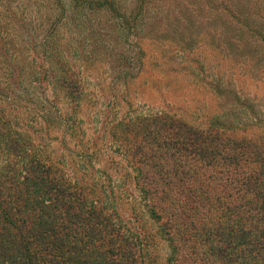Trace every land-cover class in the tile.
Here are the masks:
<instances>
[{"label":"rangeland","instance_id":"1","mask_svg":"<svg viewBox=\"0 0 264 264\" xmlns=\"http://www.w3.org/2000/svg\"><path fill=\"white\" fill-rule=\"evenodd\" d=\"M140 2L0 0V105L69 179L108 189L113 178L143 202L112 131L223 117L264 134V0ZM131 223L155 237L148 217ZM147 252L166 264L158 237Z\"/></svg>","mask_w":264,"mask_h":264},{"label":"trees","instance_id":"2","mask_svg":"<svg viewBox=\"0 0 264 264\" xmlns=\"http://www.w3.org/2000/svg\"><path fill=\"white\" fill-rule=\"evenodd\" d=\"M16 114L0 105V264H148L157 237L166 264H264V134L223 117L208 129L172 119L115 127L140 202L113 178L108 189L69 179ZM144 216L155 237L134 229L132 217Z\"/></svg>","mask_w":264,"mask_h":264}]
</instances>
